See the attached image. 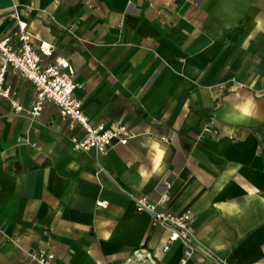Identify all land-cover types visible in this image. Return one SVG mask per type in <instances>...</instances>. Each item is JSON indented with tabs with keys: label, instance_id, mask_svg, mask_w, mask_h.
Masks as SVG:
<instances>
[{
	"label": "crops",
	"instance_id": "obj_1",
	"mask_svg": "<svg viewBox=\"0 0 264 264\" xmlns=\"http://www.w3.org/2000/svg\"><path fill=\"white\" fill-rule=\"evenodd\" d=\"M15 5L33 44H53L47 59L75 67L90 121L132 136L75 148L82 125L53 101L33 116L35 85L10 69L0 264H41V250L55 264H182L186 244L165 250L170 229L136 206L163 193V209L192 214L201 248L185 264H264V0H0V34Z\"/></svg>",
	"mask_w": 264,
	"mask_h": 264
},
{
	"label": "built area",
	"instance_id": "obj_2",
	"mask_svg": "<svg viewBox=\"0 0 264 264\" xmlns=\"http://www.w3.org/2000/svg\"><path fill=\"white\" fill-rule=\"evenodd\" d=\"M16 20L15 28L8 34H0V96H9L10 87L7 86V74L10 69H15L21 75L30 79L36 88V97L30 113L33 116L40 114L46 101H53L60 109L64 117L82 125L85 132L81 137L74 136L73 142L77 149H95L105 153L115 142L127 143L132 133L125 123L115 122L110 125L104 122L92 123L85 114L82 101L75 94V67L69 58L54 55L53 44L41 40L33 44V34L28 28V22L20 17L17 5L12 12ZM15 110L22 107L16 99H12ZM169 198L166 193L161 194L158 200H153L148 194H139L135 197L138 210H146L152 214L153 223L160 224L170 229L168 243L164 249L169 248V243L181 240L186 244V249L181 258L185 264L194 251L201 247L193 240L191 231L190 210L173 212L162 208V204ZM207 255L216 256L210 250H205ZM33 256L41 264H55V254L41 250ZM139 259H144V253L137 252ZM217 256V259L220 257Z\"/></svg>",
	"mask_w": 264,
	"mask_h": 264
},
{
	"label": "clouds",
	"instance_id": "obj_3",
	"mask_svg": "<svg viewBox=\"0 0 264 264\" xmlns=\"http://www.w3.org/2000/svg\"><path fill=\"white\" fill-rule=\"evenodd\" d=\"M244 114H245V115H249V113H248V111H247V110H245V111H244Z\"/></svg>",
	"mask_w": 264,
	"mask_h": 264
}]
</instances>
